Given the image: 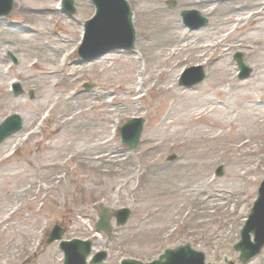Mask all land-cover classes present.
<instances>
[{
  "label": "rangeland",
  "instance_id": "obj_1",
  "mask_svg": "<svg viewBox=\"0 0 264 264\" xmlns=\"http://www.w3.org/2000/svg\"><path fill=\"white\" fill-rule=\"evenodd\" d=\"M60 1L13 0L14 11L9 16L0 17V124L8 116L16 114L21 117L23 125L21 132L0 145V222L8 218L5 224L0 225V262L51 264L45 259V254L54 245L61 254L59 264H63L61 241L81 240L92 243L93 251L88 261L98 252L107 254L103 264H120L125 259L149 263L158 259L165 250L185 244L204 253L207 263L227 264L233 261L241 264L240 254L233 247L240 241V232L264 179V104L256 106L249 100H242L241 95L249 94L256 99L264 94V82L254 85V79L264 80V50L248 51L264 43V17L259 21L258 29L252 28V22L244 23L227 38L224 47L218 46L204 54L201 47L216 36L209 29L212 18L204 16L199 5L182 7L179 0H126L136 32L134 49L111 50L91 61H84L78 52L83 45L85 23L94 16L95 6L91 0H75L76 13L70 17L63 8L56 11ZM32 2L50 7L53 23H34L27 19L25 9ZM157 7L170 13L167 17L158 16L155 13ZM185 11L198 12L207 24L195 30L188 29L182 19ZM172 18L186 28L184 32L189 36V46L174 58L170 54L175 47L166 48L157 38ZM199 23L200 20L194 21L195 25ZM229 28H221L224 31L222 36L228 35L226 29ZM238 42H246L247 49L238 48ZM36 44L40 47H34ZM65 46H69L72 56L63 66ZM222 51L226 52L225 57L218 58ZM117 52L120 59L112 68L104 64L93 65ZM154 53L158 58L152 63L137 59ZM236 54H241L245 65L251 69L249 78L239 79L240 71L234 60ZM179 59L183 64L176 68ZM37 62L58 73L41 76L37 66L33 67ZM157 67L171 71L172 86L182 95L165 101L156 91H149L152 85L142 90L138 88L132 96L137 105L132 108L122 106L124 118L110 132L115 148L132 155L137 168L157 161L168 167L167 172L171 176L168 186L162 181L161 186L156 182L158 187L151 190V183L144 182L140 169L116 178L89 177L81 172L77 162L70 161V158L74 154H92L94 141L70 137L68 132L75 126L64 128L63 138L53 136L62 108L54 113L53 119L45 121L49 114L47 107L59 97H70L76 103L75 111L88 110L100 98L98 93L110 81L109 77L114 82L107 90L110 95H116L120 86L133 90L144 69ZM192 67L202 68L206 76L204 81L192 88L180 86L183 74ZM106 68L109 70L102 73ZM3 71L6 75L1 78ZM227 73L232 74L237 83L251 81V85L225 93L229 87L220 78ZM72 74H76L74 79L64 81L66 75ZM58 81L65 84L54 88ZM15 85H20V95L15 94ZM257 86L261 89L256 90ZM141 96L145 98L140 99ZM215 106L235 111L239 114V121L217 130L213 128L214 118L206 113L203 114L202 125L193 123L197 121L201 107L210 109ZM96 113L90 114L91 119L96 118ZM186 115H193L194 120L188 125L180 124L181 119L186 120ZM167 117L169 120L165 122ZM134 118H141L145 123L140 145L131 151L121 141L120 129ZM83 120L84 116L77 117L78 123ZM32 124L34 131L42 126L38 137L14 149ZM221 132L225 138L216 142L214 138ZM147 137L161 146L153 149L151 143L144 141ZM184 162L197 167L175 170ZM219 167L224 168L223 177L215 175ZM51 175L60 180L45 189ZM169 187L173 192H164ZM208 192L232 198L231 204L212 206V219L198 225L188 212L199 207L200 201H206ZM185 204L187 208L179 216L174 215L176 208ZM12 209L17 212L10 217ZM121 209H128L131 217L125 226L118 227L113 214ZM102 210L109 211L110 235L96 228ZM186 223L188 228L184 226ZM224 224L227 227L221 228ZM56 225L63 228V238L47 244ZM13 244L19 249L17 246L11 248ZM8 249L10 254L6 255ZM248 264H264V249Z\"/></svg>",
  "mask_w": 264,
  "mask_h": 264
},
{
  "label": "bare ground",
  "instance_id": "obj_2",
  "mask_svg": "<svg viewBox=\"0 0 264 264\" xmlns=\"http://www.w3.org/2000/svg\"><path fill=\"white\" fill-rule=\"evenodd\" d=\"M159 1V0H158ZM180 5L182 7L186 6H195L199 5L200 11L203 13L204 16H208L212 18V25L209 27L211 32H215V38L212 39L208 44L203 45L201 47L202 52L205 54L210 49H216L218 46L224 47V43L226 42L227 38L232 36L238 29L241 27L244 23L252 22V28L258 29L259 28V21L261 18L264 17V0H245L243 3H237V2H228V3H217L214 0H199V1H193V0H179ZM55 3V2H54ZM60 8H62V3H58V6L55 7L56 11H60ZM26 12H28L27 19L31 20L32 22H44L46 24L53 23L52 20V14L53 10L50 7H41L39 2H32L29 3L27 8L25 9ZM156 15L167 17L168 13L164 9L157 7L155 10ZM57 16V14H55ZM171 16V15H170ZM52 17V18H51ZM51 19V20H50ZM29 24H32L31 22H28ZM163 31L160 32V34L157 36L159 39V42L162 43V45L168 47H175L174 51L170 54L171 58L179 57L181 52H183L188 46V33L184 32L186 31V28L183 27L180 22L179 25L177 24V20L172 18V20L167 21V24H165ZM222 27H230L229 29H226L228 31L227 36H222ZM225 29V28H224ZM177 34H179L177 36ZM150 37H148L149 40ZM199 38H202V35L199 36ZM259 44V42H258ZM40 47L39 44L34 45V47ZM238 48H246L247 49V43L246 42H238L237 43ZM255 47V45H254ZM256 48L260 50H264V43L259 44V46L253 48L251 47L250 52L256 50ZM63 49L65 51L63 52L62 61L63 66H66L69 59L72 56V53L69 52V46H65ZM68 50V51H66ZM226 52L222 51L218 58L225 57ZM206 56V55H204ZM158 55L152 54L146 57H140L138 56V60H142L144 63L150 61L151 63L157 60ZM118 52L113 53L112 55H107L104 58H102L100 61L93 63V65H108V68H112L114 63L119 61ZM183 64L182 60L176 61V68L181 67ZM37 66V71L41 76H53L56 75L58 72L49 70L45 68L42 65H39L37 62L33 67ZM106 68L103 71H108L109 69ZM83 70V69H81ZM108 73V72H105ZM143 74L141 79H138L137 82H135L133 90H125L122 87H119V92L115 95L108 92L107 89H110V86L114 82L111 77H109L110 81L108 80L106 84L103 86V91H100L99 99L96 101L88 110L85 111H75L76 103L72 101V98H58L56 102H52L51 105L47 107L49 110V116H46L47 119H53L54 113L62 108L60 112V117L58 118L56 124V134L53 136H58V138H63V134L65 131L64 128H67L68 126H75L73 130H70L68 134L70 137L73 138H84L89 139L90 141H94L93 143V153L89 154L88 156H82L81 154H74L71 158V160H75L77 162V167L81 170L83 173H87L89 177L95 176V177H113L116 178L121 175H128L133 174L138 169H140V176L144 179L145 183H151L150 189L157 188L158 186L155 185V183H159V185L164 182V185L168 186V181L171 179V176L168 174V167L164 166L160 161H157L155 163H146L144 166L137 168L135 162L132 159V155L125 153L123 151H118L113 143L112 138V132L110 130L115 129L121 120L124 118L123 115V109L121 107H134L137 105V101L132 97L136 91L139 89L142 90L143 88H146L148 85H152L151 89L149 91H156L158 95H162V98L164 100L168 99H177L182 94L179 93V89L172 86V80L170 77L171 71H168L162 67L157 68H151L149 70L144 69V71L141 73ZM6 75L5 72L1 74L2 76ZM76 74L72 75H66L65 80L66 82H69L74 79ZM141 76V75H139ZM228 87L229 91L225 90V93H229L231 89H240L243 87H247L251 85V81H245L243 83H237L235 79H233L232 74L227 73L224 77L220 78ZM254 85H258L261 82H264L263 79H254ZM18 83V81H17ZM65 82H56L54 88H57L59 85H64ZM256 87V86H255ZM139 88V89H138ZM257 89H261L257 86ZM148 93V92H146ZM258 95L256 99H253L251 95L244 94L241 95L242 100H249L252 103H254L256 106L264 104V94ZM145 98V96H141L140 99ZM121 102H124L125 104H121ZM161 106V105H160ZM224 106V105H223ZM225 107V106H224ZM224 107H211L210 109H203L198 110L197 114V121H194L193 123H196L198 125H202V119L204 118L203 114H208L211 116V118H214L213 128L214 129H222L223 126L226 124H235L239 121V114L235 111H227L224 110ZM247 109V108H245ZM96 118L91 119L90 114L95 113ZM216 113V116L213 115ZM79 114V115H78ZM196 114V113H195ZM84 116L83 121L77 122V117ZM193 115H186V120L181 119L180 124L188 125L192 123L191 120ZM231 116V119H230ZM169 118L167 117L165 119V122L168 121ZM101 125H103L101 127ZM42 127V126H41ZM41 127H39L38 130H33V124L30 128L26 129V133L23 134V139L19 141V143L14 146V149H18L21 144H24L27 140L31 138H37ZM101 128V129H100ZM67 133V132H66ZM225 137L222 135V132L217 135L215 139L216 142H220ZM144 141L149 142L152 144V148H159L161 145L156 144V142L151 139L150 137H147ZM194 167H197L196 164H193L191 162H184L182 164H179L175 170H190ZM199 168V167H198ZM48 179H50V182L47 184L45 189H49L52 183L55 184V181H59L56 176L51 175ZM162 181V182H161ZM161 186V185H160ZM163 187V186H162ZM164 192H173V190L169 187L167 188V191ZM206 201H200L199 207H193L189 212L188 216H192V220H197L198 225H202L206 221H210L212 219V213L211 209L212 206L218 207L219 205L227 206L231 204L230 199H227L224 197V195H218L217 192H208L205 194ZM209 200V201H208ZM210 202V203H209ZM212 202V203H211ZM187 208V205H183L180 208H176V214L179 216V214L184 211ZM17 210L13 212V209L11 210V216L16 214ZM8 218L6 220H3L0 222V225L5 224L7 222ZM186 228H188L189 224L186 223L184 225ZM227 227L226 224L221 225V228ZM17 245L13 244L11 248H16ZM33 246L30 247L29 251H31ZM17 249L19 247L17 246ZM6 255L10 254V249L6 250ZM61 254L57 251L56 247L53 245L51 246L46 254L45 259L48 260L51 264H59ZM0 264H3L0 262Z\"/></svg>",
  "mask_w": 264,
  "mask_h": 264
},
{
  "label": "water",
  "instance_id": "obj_3",
  "mask_svg": "<svg viewBox=\"0 0 264 264\" xmlns=\"http://www.w3.org/2000/svg\"><path fill=\"white\" fill-rule=\"evenodd\" d=\"M97 8L96 17L86 24L87 39L85 46L80 51V56L85 58L87 46H93L98 41L106 40L113 43L114 47L121 45L126 49L133 50L135 43V31L132 25V13L129 5L124 0H92ZM174 4H172L173 6ZM66 12L73 16L76 12L74 8V0H64ZM14 8L12 0H0V17L9 15ZM116 16L120 17V20ZM123 16V18H122ZM113 17V18H112ZM184 21L192 27L198 29L207 24V20H202L201 24L193 26L190 24L192 17L199 18V14L195 11L184 12L182 14ZM112 18V19H111ZM122 19V20H121ZM103 27V28H102ZM91 60V59H90ZM235 60L241 71L239 79H245L252 73L251 69L245 66L241 54L235 56ZM205 73L202 68H192L180 80V85L185 87H193L205 79ZM20 86H16V95L21 94ZM144 121L135 119L128 122L122 129V141L130 150H136L139 146L143 132ZM23 129L22 119L18 115L9 116L0 125V145L8 138L14 136ZM174 159V158H173ZM216 175L223 176V168L220 167L216 171ZM117 226L121 227L127 224L131 212L127 209L120 210L115 214ZM99 230L110 232L109 211L102 215L100 224L97 226ZM63 229L56 226L48 240V244L63 237ZM254 236V242L251 240ZM61 248L65 253V264H87V258L91 254V242H83L74 240L73 242H62ZM264 248V181L259 189V197L252 208L245 227L241 231V241L234 246V250L240 253L241 264H247L251 259L261 253ZM107 259L105 252L98 253L91 264H102ZM121 264H145L136 260H123ZM147 264H207L206 256L201 252L192 250L189 244L181 246L173 250H166L158 260ZM229 264H234L229 262Z\"/></svg>",
  "mask_w": 264,
  "mask_h": 264
}]
</instances>
